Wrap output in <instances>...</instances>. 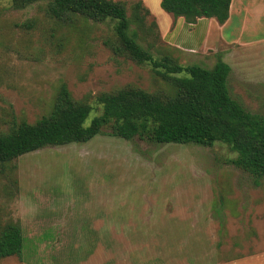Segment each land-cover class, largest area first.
<instances>
[{
  "label": "rangeland",
  "instance_id": "1",
  "mask_svg": "<svg viewBox=\"0 0 264 264\" xmlns=\"http://www.w3.org/2000/svg\"><path fill=\"white\" fill-rule=\"evenodd\" d=\"M124 1L129 14L136 0ZM257 5L264 11L263 0ZM246 18L237 16L231 28L252 42L229 56L228 87L247 110L264 114V14ZM76 19L60 25L44 2L15 9L0 0V132L47 114L61 83L93 107L85 124L101 112L102 91L125 84L168 90L150 64L115 56L104 44L113 21ZM171 55L210 67L182 51ZM109 133L102 127L86 142L0 164V230L16 224L24 237L22 257L0 264H264V176L236 167L221 142Z\"/></svg>",
  "mask_w": 264,
  "mask_h": 264
},
{
  "label": "trees",
  "instance_id": "2",
  "mask_svg": "<svg viewBox=\"0 0 264 264\" xmlns=\"http://www.w3.org/2000/svg\"><path fill=\"white\" fill-rule=\"evenodd\" d=\"M15 9L45 3L46 14L56 23L73 24L76 18L95 23L113 21V33L103 42L115 56L136 64L148 63L168 83V90L147 91L125 84L96 96L101 112L88 124L93 107L74 99L64 83L59 85L50 110L34 122L22 120L0 132V164L46 146L82 143L109 127L113 136H134L155 143H193L210 146L221 142L235 153L232 163L255 180L264 176V114L247 110L228 87L231 67L221 58L211 67L183 65L171 55L180 51L161 41L156 23H147L148 10L141 0H10ZM231 0H161L173 16L188 22L214 17L223 23ZM84 20V19H83ZM143 39V46L138 40ZM149 38V39H148ZM152 49L162 53L160 58ZM24 237L20 227L8 224L0 230V259L22 257Z\"/></svg>",
  "mask_w": 264,
  "mask_h": 264
},
{
  "label": "crops",
  "instance_id": "3",
  "mask_svg": "<svg viewBox=\"0 0 264 264\" xmlns=\"http://www.w3.org/2000/svg\"><path fill=\"white\" fill-rule=\"evenodd\" d=\"M254 1L231 0L228 18L225 22L219 23L214 17H200L188 22L182 16L175 17L166 12L160 5L161 0H141L150 18L156 23L162 42L198 58L202 63L210 64V67L218 58L230 65L229 56L235 53L236 45H247L252 42L244 41L241 32L237 33L231 28L236 17L241 14H243L241 23L247 21L246 16L253 11L256 18L259 15L263 16L264 11L252 8L258 6L259 0ZM246 30L248 29H244Z\"/></svg>",
  "mask_w": 264,
  "mask_h": 264
}]
</instances>
